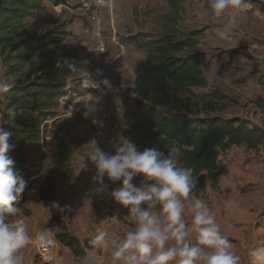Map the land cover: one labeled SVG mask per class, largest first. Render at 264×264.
Wrapping results in <instances>:
<instances>
[{"label":"rangeland","instance_id":"374dc122","mask_svg":"<svg viewBox=\"0 0 264 264\" xmlns=\"http://www.w3.org/2000/svg\"><path fill=\"white\" fill-rule=\"evenodd\" d=\"M25 23L26 33L44 37L56 26H64L56 55L73 53L77 69L68 78L70 90L63 96L67 104L61 102L62 97L56 100L50 110L55 117L41 125L39 138L27 143L24 150L32 183L23 192L25 201L16 205L20 211L11 218L23 223L29 238L16 253L19 264H42L36 248L39 234L58 243L53 264H78L73 252L56 238L61 232L59 223L78 241L90 264H112V253L137 227L136 218L111 195L122 186V180L105 177L108 187L103 193L95 192L96 170L90 156L98 147L114 154L115 146L124 139H131L140 151L155 148L161 152L132 129L137 112L133 97L136 66L146 59L148 43L164 35H173L177 41L190 32L199 33L196 47L187 52L198 56L207 81L205 88L193 90L199 103L195 114L238 119L248 123V128L264 132V0H242L241 8L228 9L220 17L212 13L209 0H181L176 13L169 0H66L58 6L46 1L43 10ZM4 73L0 56V82H4ZM210 102L216 111L200 108ZM4 106L0 93V127ZM43 135L51 141H44ZM61 141L70 157L67 168L54 175L53 208L46 211L40 190L47 174L57 169ZM219 163L226 174L217 185L206 177L205 191L178 197L189 230L186 239L195 244L191 226L198 200L214 217L220 235L239 257L238 264H264L256 255L264 250V142L254 149L234 147L221 153ZM133 183L147 190L154 182L137 175ZM158 205L152 212L160 215L162 205ZM100 232L106 233L104 242L93 247L91 241Z\"/></svg>","mask_w":264,"mask_h":264},{"label":"trees","instance_id":"16d2710c","mask_svg":"<svg viewBox=\"0 0 264 264\" xmlns=\"http://www.w3.org/2000/svg\"><path fill=\"white\" fill-rule=\"evenodd\" d=\"M46 1L57 6L66 3V0H0V56L5 68L4 83L12 85L3 93L1 127L11 133L9 155L23 175V192L32 183V175L26 168V145L39 138L40 127L49 117H55L50 110L56 106L57 99L69 93L68 78L77 69L73 53L56 55L65 34L64 26H56L46 37L26 33L25 19L41 12ZM180 2L169 0L175 13ZM198 34L190 32L177 41L173 35H164L148 43L146 59L136 66L133 91L137 112L132 129L154 142L178 168L192 170L194 186L189 194L205 191L206 177L211 185H217L226 174L219 163L221 153L234 147L254 149L264 142V132L248 128V123L241 120L200 118L195 114L199 103L193 90L207 86L198 56L187 53L196 47ZM45 49L48 53H42ZM217 96L224 99L223 95ZM200 108L208 113L217 110L212 102ZM69 157V149L61 141L57 169L47 174L40 190L46 211L53 208L54 175L67 168ZM24 201L20 196L14 203ZM59 226L61 232L56 234L59 243L73 252L78 264H90L89 257L78 241L69 236L65 225L59 223Z\"/></svg>","mask_w":264,"mask_h":264},{"label":"clouds","instance_id":"9594fccd","mask_svg":"<svg viewBox=\"0 0 264 264\" xmlns=\"http://www.w3.org/2000/svg\"><path fill=\"white\" fill-rule=\"evenodd\" d=\"M241 5L242 0H209L211 11L217 17ZM11 87L9 83L0 82V93H7ZM10 136L9 131L0 127V264H19L16 253L29 243L23 223L11 220L20 211L14 202L23 193L25 181L9 155ZM162 156L155 148L140 151L131 139L118 143L114 154L98 147L90 156L96 170L95 192L106 190L105 177L113 182L122 180V186L111 195L137 220L135 230L129 231L112 253V264H169L173 260L176 264H238L239 257L230 250L229 241L220 235L214 217L198 200L191 226V231L196 233L195 244L187 241L189 230L182 219L183 209L178 197L189 196L194 186L192 170L178 168L173 159ZM137 175L154 183L147 190L138 187L133 183ZM156 203L162 205L160 215L152 212ZM144 204L148 207H142ZM105 235L104 232L96 235L91 241L93 247L103 244ZM44 239V234L37 236V240ZM256 255L264 259V250Z\"/></svg>","mask_w":264,"mask_h":264},{"label":"built area","instance_id":"2783aa9c","mask_svg":"<svg viewBox=\"0 0 264 264\" xmlns=\"http://www.w3.org/2000/svg\"><path fill=\"white\" fill-rule=\"evenodd\" d=\"M61 102L67 104V97H63L60 99ZM42 139L47 142L51 141L49 136H42ZM44 140V141H45ZM43 141V142H44ZM23 196V193L21 194ZM58 247V243L53 237H46L44 240H41L37 243V256L42 264H53L57 261L56 249Z\"/></svg>","mask_w":264,"mask_h":264},{"label":"bare ground","instance_id":"6f19581e","mask_svg":"<svg viewBox=\"0 0 264 264\" xmlns=\"http://www.w3.org/2000/svg\"><path fill=\"white\" fill-rule=\"evenodd\" d=\"M99 3L103 4L104 6L107 5V4L112 6V4H110L109 2L99 1ZM46 166H47V165H46ZM45 174H46V173H45Z\"/></svg>","mask_w":264,"mask_h":264}]
</instances>
